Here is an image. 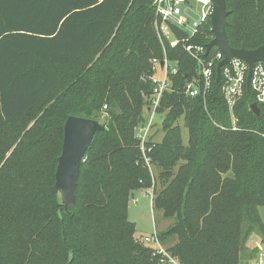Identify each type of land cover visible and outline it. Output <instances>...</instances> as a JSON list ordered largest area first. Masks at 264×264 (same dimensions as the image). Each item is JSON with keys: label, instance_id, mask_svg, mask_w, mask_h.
<instances>
[{"label": "trees", "instance_id": "1", "mask_svg": "<svg viewBox=\"0 0 264 264\" xmlns=\"http://www.w3.org/2000/svg\"><path fill=\"white\" fill-rule=\"evenodd\" d=\"M225 7L229 46H261L264 0ZM154 20L152 0H0V264H168L134 240L127 217L134 192L148 190L154 209L173 220L162 237L176 239L167 251L179 264H248L258 254L248 240L264 245V105L256 117L244 88L233 130L221 80L204 98L184 95L196 63L181 46L162 48ZM211 40L208 21L191 43ZM164 55L178 67L157 109L168 112L164 136L142 152L134 129L150 85L141 79ZM104 106L105 129L65 211L54 187L64 123L97 121Z\"/></svg>", "mask_w": 264, "mask_h": 264}, {"label": "built area", "instance_id": "2", "mask_svg": "<svg viewBox=\"0 0 264 264\" xmlns=\"http://www.w3.org/2000/svg\"><path fill=\"white\" fill-rule=\"evenodd\" d=\"M200 6V12L197 11ZM152 7L155 16V29L159 38L162 37L171 48L181 46L183 51L192 58L196 63V76L192 77L182 86L184 95L195 98H204L209 91L213 81L215 83L216 66L223 60V54L216 48V52L207 59L205 56V47L191 43L198 34L202 32L204 25L209 21L212 13V5L210 0H152ZM181 31L186 36L178 38L174 30ZM211 30V26H210ZM212 34V33H211ZM169 35V36H168ZM166 39H164V38ZM213 38V35H212ZM151 75L141 80L148 81L150 91L145 96V104L143 112L146 116L136 129L135 137L140 143L141 151L144 152V145L149 138L148 131L153 125L154 119L157 116V109L165 93L174 91L173 80L178 73L176 62L170 61L166 55L162 59H152ZM215 69V73L213 70ZM249 72L247 63L240 59H231L230 62L221 67L219 81H222V93L224 95L230 118L235 130V117L233 109L236 103L242 96L243 89L246 88V79ZM217 83V84H218ZM254 95L255 104L264 105V58L253 65L251 77L249 79V90ZM104 110L106 106L103 107ZM144 162L148 165L149 160L144 155ZM145 242L154 244L157 243V238L154 235L145 238ZM157 245L156 254L163 253ZM259 262L264 263V253L260 252Z\"/></svg>", "mask_w": 264, "mask_h": 264}, {"label": "water", "instance_id": "3", "mask_svg": "<svg viewBox=\"0 0 264 264\" xmlns=\"http://www.w3.org/2000/svg\"><path fill=\"white\" fill-rule=\"evenodd\" d=\"M212 13L210 15L212 40L205 46L206 56L216 47L222 54L223 60L216 66L215 84L218 83L221 67L227 65L231 59H240L247 63L249 72L246 79V90H249V79L253 65L264 58V43L254 50L233 49L229 46L226 37L228 12L225 0H210ZM251 112L258 117L259 108L255 103L250 105ZM105 127L96 120L70 116L63 126V139L61 152L57 159L54 187L61 197L64 210L69 211L75 206L74 190L79 169L84 161L85 153L95 134L103 131Z\"/></svg>", "mask_w": 264, "mask_h": 264}, {"label": "rangeland", "instance_id": "4", "mask_svg": "<svg viewBox=\"0 0 264 264\" xmlns=\"http://www.w3.org/2000/svg\"><path fill=\"white\" fill-rule=\"evenodd\" d=\"M198 12H200V6H198L197 9ZM155 20L153 22V28L156 34L157 39L159 40V43L162 45V48H164V43L165 41L161 38H159L158 33L155 29ZM169 36V35H168ZM164 38V37H163ZM165 39V38H164ZM166 40V39H165ZM167 41V40H166ZM164 52V50H163ZM94 56V55H93ZM92 56V57H93ZM165 56V55H164ZM145 98V97H144ZM141 116L145 120L146 116L143 112V106L141 107ZM104 108L102 107V111L98 112L96 114L97 121L99 123L104 124V115L105 113L103 112ZM168 112H163V114H158L154 119L153 125L149 128L148 131V136L149 138L147 139L146 142L150 143H160L164 133L162 131V124L165 119V116ZM40 116V115H39ZM232 123V121H231ZM236 123V120H235ZM33 123H31L32 125ZM178 125L180 135H181V140L184 144L187 142L188 134H187V129L185 128L182 118L179 119L176 123ZM140 125V124H139ZM138 125V126H139ZM134 129V134H137V127ZM233 126V123H232ZM135 136V135H134ZM136 138V137H135ZM138 141V139L136 138ZM140 144V143H139ZM153 146V145H151ZM158 169H153L151 166V173L153 176V180H155L158 184V174H159ZM153 197L152 193L150 190L148 191H138L134 192L132 195V198L129 199L128 202V210H127V217L128 220L134 224V240L143 246H148L152 250V256H154L157 252V245L160 247L163 253L159 254L160 255V262H167L168 264H179L176 259H174L171 254L167 251V249L172 246L175 242V238L171 237H162L164 233L167 231V229L173 224L172 219H167L163 216L161 211H157L153 207ZM259 215L261 217V220L264 222V207L259 208ZM156 236L157 238V243L155 242L154 244L152 243H147L145 242V238L150 237L152 235ZM247 249H253L256 248L258 250V254L254 257H252L247 263L248 264H261L259 262V254L260 252L264 253V245H261L260 238L257 236H252L248 242L246 243ZM158 254V253H157ZM264 264V263H263Z\"/></svg>", "mask_w": 264, "mask_h": 264}]
</instances>
